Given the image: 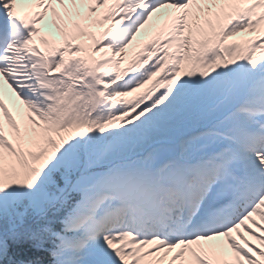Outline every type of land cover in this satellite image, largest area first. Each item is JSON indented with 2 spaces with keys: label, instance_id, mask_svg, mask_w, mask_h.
Masks as SVG:
<instances>
[{
  "label": "snow or ice",
  "instance_id": "6c2138e0",
  "mask_svg": "<svg viewBox=\"0 0 264 264\" xmlns=\"http://www.w3.org/2000/svg\"><path fill=\"white\" fill-rule=\"evenodd\" d=\"M0 264H264V0H0Z\"/></svg>",
  "mask_w": 264,
  "mask_h": 264
},
{
  "label": "bare ground",
  "instance_id": "6f19581e",
  "mask_svg": "<svg viewBox=\"0 0 264 264\" xmlns=\"http://www.w3.org/2000/svg\"><path fill=\"white\" fill-rule=\"evenodd\" d=\"M20 11H28V9L26 8V7H24V6H20V7H18V12H20ZM24 13V12H23ZM23 13H21V14H23ZM50 17H51V14L49 13V18L48 19H50ZM48 19H46L45 20V25H46V27H45V31H49V30H51L52 31V33H53V35L55 36V38L56 39H59V34L58 33H56L55 32V30L51 27V25H49L48 24ZM98 55V54H97ZM258 218V217H257Z\"/></svg>",
  "mask_w": 264,
  "mask_h": 264
},
{
  "label": "rangeland",
  "instance_id": "374dc122",
  "mask_svg": "<svg viewBox=\"0 0 264 264\" xmlns=\"http://www.w3.org/2000/svg\"><path fill=\"white\" fill-rule=\"evenodd\" d=\"M141 38H142V37H141ZM138 39H140V38H138ZM135 43H136V42H134L133 46H132L130 49L126 50V52L128 53V57H127V59H130L131 56L134 54Z\"/></svg>",
  "mask_w": 264,
  "mask_h": 264
}]
</instances>
